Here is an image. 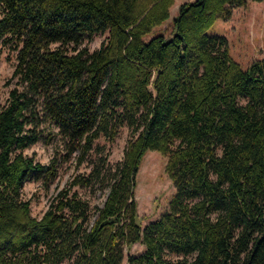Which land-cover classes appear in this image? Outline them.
<instances>
[{
	"label": "trees",
	"instance_id": "obj_1",
	"mask_svg": "<svg viewBox=\"0 0 264 264\" xmlns=\"http://www.w3.org/2000/svg\"><path fill=\"white\" fill-rule=\"evenodd\" d=\"M174 2L0 0V44L17 60L0 107V264H122L138 242L127 264H264V59L244 69L207 33L247 0L183 2L172 36L144 41ZM100 33L99 48L81 47ZM124 127L112 165L107 146ZM56 135L88 171L37 217L24 184L48 187L58 165L25 151ZM148 150L166 158L175 193L142 227L135 189ZM79 188L108 193L96 206Z\"/></svg>",
	"mask_w": 264,
	"mask_h": 264
},
{
	"label": "rangeland",
	"instance_id": "obj_2",
	"mask_svg": "<svg viewBox=\"0 0 264 264\" xmlns=\"http://www.w3.org/2000/svg\"><path fill=\"white\" fill-rule=\"evenodd\" d=\"M186 1L193 0H175L170 8L169 18L161 25L155 26L150 33L143 37V40L149 41L158 35H164L167 39L171 37L174 30L173 20L179 12V5ZM207 33L210 36H224L228 42L230 55L244 69L253 60L264 59V0H247L245 5L234 7L230 18L217 19ZM106 37L107 33L96 34L92 39L85 40L81 47L94 50L101 46ZM16 61V51L13 46L7 42L0 44V107L5 104L9 90L14 86L13 71ZM52 128L54 132H57L56 127ZM129 138L130 130L124 127L116 141L111 146H107L108 159L112 165L122 160ZM25 152L45 164L56 158L58 165L57 177L48 187L42 185L41 182L31 180L24 184V195L31 202L32 214L41 217L48 208L51 198L61 188L69 185L77 174L88 171L87 163L78 167L77 153L67 157V148L59 135H56L54 139L51 138L49 144L40 142L26 149ZM165 167L166 158L160 152L148 150L143 156L135 189L138 213L136 221L142 227L158 219L168 210L169 202L175 193V188ZM78 192L92 205L102 206L108 190L79 188ZM143 250L144 245L140 242L125 247L122 264H127L128 255H137Z\"/></svg>",
	"mask_w": 264,
	"mask_h": 264
}]
</instances>
